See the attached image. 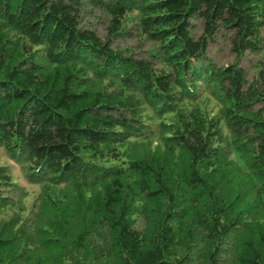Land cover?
<instances>
[{
	"label": "trees",
	"instance_id": "obj_1",
	"mask_svg": "<svg viewBox=\"0 0 264 264\" xmlns=\"http://www.w3.org/2000/svg\"><path fill=\"white\" fill-rule=\"evenodd\" d=\"M0 264H264V0H0Z\"/></svg>",
	"mask_w": 264,
	"mask_h": 264
},
{
	"label": "rangeland",
	"instance_id": "obj_2",
	"mask_svg": "<svg viewBox=\"0 0 264 264\" xmlns=\"http://www.w3.org/2000/svg\"><path fill=\"white\" fill-rule=\"evenodd\" d=\"M100 30L102 31L103 30V27L100 26ZM136 42L135 40L133 39H127L124 41V43L122 44L123 46L125 45H135ZM217 44V47L214 48V46ZM215 45H212L210 46V50H209V54L213 57H216L217 59H219L221 62H226V56L224 57V54L225 52H227L225 49H226V44L225 42H223L220 38L218 39V42L216 43ZM217 48H218V51H217ZM253 58H255V55L252 56ZM245 64L248 65V61L245 60L244 61ZM3 159L5 161H7V157L4 156ZM9 161V160H8ZM9 165H11V173L13 175V178L16 182L20 183L21 185L23 186H26L29 190H30V195L28 196L26 202H27V205L30 207L32 205V202H33V199L35 198V196L38 194L39 192V185L37 184H32L30 182L27 181L26 179V176L22 170V168L12 162V161H9L8 163Z\"/></svg>",
	"mask_w": 264,
	"mask_h": 264
}]
</instances>
